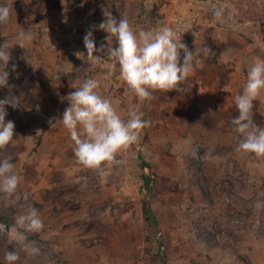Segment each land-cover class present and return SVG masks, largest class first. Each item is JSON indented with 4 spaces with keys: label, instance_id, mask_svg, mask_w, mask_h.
<instances>
[{
    "label": "rangeland",
    "instance_id": "1",
    "mask_svg": "<svg viewBox=\"0 0 264 264\" xmlns=\"http://www.w3.org/2000/svg\"><path fill=\"white\" fill-rule=\"evenodd\" d=\"M0 3L13 8L9 21L0 24V46L12 45L5 69L11 89L0 87V93L20 101L15 108L5 105V120L15 128L0 158L12 155L21 177L16 195L0 191L6 220H0V264H7L6 250L19 252L16 264H143L142 255L126 259L129 251L154 253L157 237L166 264H264V157L237 151L242 136L230 123L239 114L234 97L242 92L249 65L264 60V0ZM219 6L223 22L213 16ZM107 12L117 22L127 17L137 33L171 26L190 51L206 46L214 55L194 57L181 91H157L141 103L118 71L105 81L106 69L76 55H87V31L96 47H107L108 33L98 28ZM22 30L36 32L38 39L20 47L16 37ZM89 77L101 81L98 91L125 120L129 110L139 109L151 122L102 171L78 162L61 120L69 105L65 97ZM253 119L264 127V89L253 101ZM142 160L150 164L147 172ZM25 193L27 200L17 199ZM29 206L39 211L40 232L16 223Z\"/></svg>",
    "mask_w": 264,
    "mask_h": 264
},
{
    "label": "clouds",
    "instance_id": "2",
    "mask_svg": "<svg viewBox=\"0 0 264 264\" xmlns=\"http://www.w3.org/2000/svg\"><path fill=\"white\" fill-rule=\"evenodd\" d=\"M13 12L12 6L0 3V24H6ZM105 19L98 28L108 33L105 38L107 47L101 44L96 47L92 31H87L83 38L86 49L84 53H76L81 59L92 61L106 69L103 79L109 80L117 71L129 91L137 99L153 100L157 91H181L180 86L185 83L194 69V57L203 55L210 57L214 53L204 47L201 52L190 51L181 40V34L171 26L162 29L134 31L132 22L122 16L119 22L110 12L104 14ZM217 22H223L224 6L213 11ZM113 38L116 46L113 47ZM18 45L25 48L38 39V34L31 30H22L17 34ZM0 46V87L8 84L9 72L7 68L11 60L10 47ZM181 52L183 60L181 62ZM94 53L103 55H94ZM108 63H101L103 60ZM16 65H12L15 71ZM101 81L95 78H86L65 98L69 101L68 107L62 114V123L69 131L73 141L72 151L78 162L89 169L103 170L105 163H115L117 154L136 144L141 139V133L150 127V121L144 119V113L139 109H131L125 120L117 112L110 98L103 96L98 89ZM264 89V60L252 62L247 70L246 83L242 92L234 97L238 115L231 118L233 131L240 134L242 139L237 145V151L254 153L257 157H264V127L255 123L253 119V101L257 100ZM19 98L9 94L0 99V149L13 141L14 122L5 120L7 115L5 105L13 108L19 105ZM12 155L0 158V191L9 196L16 195L21 177L14 171ZM27 194L17 199L27 200ZM16 223L28 232L37 233L44 228L39 211L35 206H29L26 212L16 218ZM3 226L0 225V228ZM23 239V237H20ZM33 253L38 249H33ZM4 259L7 264H16L20 260L19 252L5 251Z\"/></svg>",
    "mask_w": 264,
    "mask_h": 264
},
{
    "label": "crops",
    "instance_id": "3",
    "mask_svg": "<svg viewBox=\"0 0 264 264\" xmlns=\"http://www.w3.org/2000/svg\"><path fill=\"white\" fill-rule=\"evenodd\" d=\"M78 9V7H76ZM79 8H82L79 6ZM81 11H83V8L80 9ZM87 11V9H85ZM65 12V10L60 11V13ZM71 39L73 40V42H75L76 38L71 36ZM209 92V90L207 91ZM211 92V90H210ZM211 94V93H210ZM232 103V101H231ZM161 240L157 237V242H158V246L156 247V250H154V253L151 252V250L149 251L148 249H143L141 250L139 253H136L134 251H129L130 254L127 255L126 259L130 260L132 259V257H138L139 255H142V257L144 258L142 260L143 264H166V258L164 257V255L162 254V243L160 242ZM121 255L125 252V251H121ZM156 253V254H155ZM119 255V256H121ZM126 255V253H124L122 256ZM125 260V259H123Z\"/></svg>",
    "mask_w": 264,
    "mask_h": 264
},
{
    "label": "trees",
    "instance_id": "4",
    "mask_svg": "<svg viewBox=\"0 0 264 264\" xmlns=\"http://www.w3.org/2000/svg\"><path fill=\"white\" fill-rule=\"evenodd\" d=\"M2 39H3V37H2V35H1V33H0V42L2 41ZM0 99H2V94L0 93ZM140 166L143 168V170L145 171V172H147L151 167H150V164L149 163H147L145 160H142L141 162H140ZM149 179L150 178H147L146 179V184L148 183V185H149ZM0 220H2V221H6L4 218H2L1 217V215H0Z\"/></svg>",
    "mask_w": 264,
    "mask_h": 264
}]
</instances>
